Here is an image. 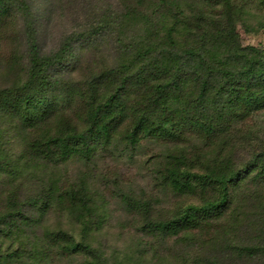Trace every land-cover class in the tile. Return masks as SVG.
Wrapping results in <instances>:
<instances>
[{
  "label": "trees",
  "instance_id": "trees-1",
  "mask_svg": "<svg viewBox=\"0 0 264 264\" xmlns=\"http://www.w3.org/2000/svg\"><path fill=\"white\" fill-rule=\"evenodd\" d=\"M56 12L72 30L47 48ZM251 15L239 0H0V264H113L86 176L144 146L176 198L159 213L157 193H119L169 243L152 264H264V48L237 31ZM72 161L86 169L71 181Z\"/></svg>",
  "mask_w": 264,
  "mask_h": 264
},
{
  "label": "rangeland",
  "instance_id": "rangeland-1",
  "mask_svg": "<svg viewBox=\"0 0 264 264\" xmlns=\"http://www.w3.org/2000/svg\"><path fill=\"white\" fill-rule=\"evenodd\" d=\"M239 4L251 13L248 26L237 23V31L243 44L260 46L264 48V8L254 0H239ZM215 8L214 5L210 7ZM49 20L47 34L44 35V44L47 48L57 44L59 36L72 30L71 18L58 12L44 16V22ZM261 22V27L257 24ZM150 148L144 146L135 152L132 157H118L116 155H100L97 161L90 166L92 176L88 174L86 179L92 183L94 191L103 198L105 217L103 229L94 236V244L113 264H152L156 258L160 259L167 254L169 243L150 242L141 232L142 218L127 209L122 202L119 193L133 191L135 193L156 194L157 200H153V206L159 213H165L176 198L168 192L157 191L152 180L151 170L147 159ZM148 152L147 154H144ZM150 154V153H149ZM86 167L77 162H68L64 166L65 174L69 180H77ZM81 178V177H80ZM159 192V193H158ZM147 242L151 243V246ZM155 249V250H154ZM148 256L145 262L143 255ZM143 256V257H142ZM81 257H73L70 260L63 257L54 264H80Z\"/></svg>",
  "mask_w": 264,
  "mask_h": 264
}]
</instances>
